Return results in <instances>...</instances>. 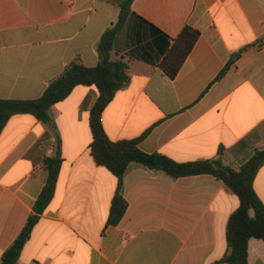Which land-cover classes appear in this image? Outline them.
<instances>
[{
  "label": "crops",
  "instance_id": "obj_1",
  "mask_svg": "<svg viewBox=\"0 0 264 264\" xmlns=\"http://www.w3.org/2000/svg\"><path fill=\"white\" fill-rule=\"evenodd\" d=\"M123 1L0 0V99H38L76 59L95 67ZM130 11L111 52L128 64L129 82L101 113L108 139L141 138L142 152L234 169L264 150V0H132ZM186 26L199 36L170 79L158 62ZM97 96L77 86L52 106L49 124L14 115L1 131L0 258L44 187L43 160L58 136L54 195L16 264H224L226 224L239 201L212 175L172 178L131 163L126 211L107 225L117 179L90 153ZM253 190L264 204V166ZM247 255L248 264H264V241L250 239Z\"/></svg>",
  "mask_w": 264,
  "mask_h": 264
},
{
  "label": "trees",
  "instance_id": "obj_2",
  "mask_svg": "<svg viewBox=\"0 0 264 264\" xmlns=\"http://www.w3.org/2000/svg\"><path fill=\"white\" fill-rule=\"evenodd\" d=\"M131 2L132 0H124L121 3L116 22L100 37L97 44L98 63L95 67H86L79 59H76L67 65L59 77L49 83L38 99H0V133L14 115L30 114L38 121L49 124L52 106L66 99L77 86H93L98 96L90 110V153L97 165L108 169L117 179L107 225L118 224L126 211L127 204L121 190L124 174L131 163L154 172H162L172 178L212 175L221 180L239 201L238 208L229 216L226 224L227 252L221 259V263L248 264V241L252 238L264 241V204L253 190L254 178L258 170L264 166V150H255L252 157L238 169L225 165L219 159L177 163L164 155L139 150L138 143L141 138L113 142L103 131L100 120L102 111L115 93L126 87L129 82L128 64L122 58L112 60L111 52L116 37L126 26L130 15H133L130 11ZM138 19L153 33L159 32L154 26ZM198 36L197 30L186 26L171 47L165 53L163 52L158 68L168 78L173 79L176 76ZM235 58H231L226 63L216 77V81L223 77ZM61 163L60 139L56 136V148L53 155L43 160L47 173L44 187L21 231L2 253L0 264L17 263L34 226L53 198Z\"/></svg>",
  "mask_w": 264,
  "mask_h": 264
}]
</instances>
